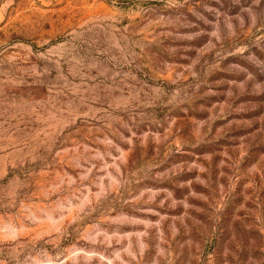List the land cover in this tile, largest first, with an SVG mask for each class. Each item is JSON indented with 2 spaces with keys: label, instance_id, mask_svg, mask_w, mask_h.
I'll return each instance as SVG.
<instances>
[{
  "label": "rangeland",
  "instance_id": "obj_1",
  "mask_svg": "<svg viewBox=\"0 0 264 264\" xmlns=\"http://www.w3.org/2000/svg\"><path fill=\"white\" fill-rule=\"evenodd\" d=\"M0 264H264V0H0Z\"/></svg>",
  "mask_w": 264,
  "mask_h": 264
}]
</instances>
